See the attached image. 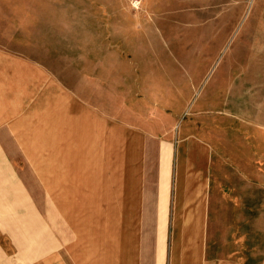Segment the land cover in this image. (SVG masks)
Returning a JSON list of instances; mask_svg holds the SVG:
<instances>
[{
    "label": "rangeland",
    "instance_id": "obj_1",
    "mask_svg": "<svg viewBox=\"0 0 264 264\" xmlns=\"http://www.w3.org/2000/svg\"><path fill=\"white\" fill-rule=\"evenodd\" d=\"M0 52L40 72L80 114L116 127L124 185L142 180L141 205L153 203L154 190L157 203L164 166L165 226L147 230L157 212L141 208L134 264H154L157 248L164 264H174L175 225H192L194 216L181 207L192 204L183 189L176 197L175 183L178 175L193 177L195 165L177 168L201 151L203 201L220 242L208 251L236 264H264V0H0ZM83 124L54 103L14 134L0 132V192L3 181L19 183L43 226L41 237L28 238L0 203V264H73L68 242L72 256L85 214L57 211L35 167H67L72 147L88 140ZM30 189L41 194V206ZM127 192L124 204L138 205ZM92 247L79 262L75 240L74 264H98L88 260L97 253ZM180 259L175 264H194L190 255Z\"/></svg>",
    "mask_w": 264,
    "mask_h": 264
},
{
    "label": "crops",
    "instance_id": "obj_2",
    "mask_svg": "<svg viewBox=\"0 0 264 264\" xmlns=\"http://www.w3.org/2000/svg\"><path fill=\"white\" fill-rule=\"evenodd\" d=\"M54 103L62 104L69 118L72 117L84 123L85 135L88 140L87 142H78L72 147L75 156L67 162V167H61L62 170L58 171L54 168L55 162H44V169L41 166L40 169L38 166L35 167V176L41 183V191L46 197H52L50 200L56 204L57 211L85 214L78 227L80 237L74 238L77 240V261L85 263L87 261L86 253L93 246L92 249L97 253L94 258L88 259L91 260V263L92 260H97L98 264H107L109 260L110 264H134L137 255L135 248L136 229H138L137 215L141 208L146 213L157 212L155 220L151 219L147 222L145 227L147 230H153L155 225L157 229H164L165 226L164 216L168 188L167 172L164 166L159 174L161 184L158 187L157 203H154L153 185V203L141 205L136 187L140 183L142 184V180L140 181L136 176L135 182L133 183L131 179L132 184L130 183L128 186L127 178L124 185L122 172L125 162L121 156L122 144L116 134V127L104 123L92 114H80L79 109H73V102L68 96L63 95L59 88L54 87L50 81L45 82L40 72L25 61L0 52L1 133L14 134L28 116L44 111L46 106ZM13 137L18 144L15 135ZM128 148L132 158L136 154L135 147L129 146ZM186 159L179 162L177 171L180 173L185 165L194 164V176L183 180L178 175L175 194L176 197H181L180 190L183 189L182 191L187 192L185 197L188 196V199H185V202L192 205L181 207L194 213V216L192 225L189 222L187 224L177 221L175 238L171 244V260L175 264L182 256L184 259L190 255L194 264H236L226 256H221L217 251L215 253L208 251L209 244L218 245L220 242L217 235L213 236L214 229H217L216 222H208L209 208L203 201L205 155L201 151L193 153ZM1 184L4 186L3 191L0 192L1 205L12 210L11 214L15 216L14 219L20 220L27 237L30 233L35 239L41 237L38 230L43 227L42 223L36 217V210L28 202L23 188L19 183L14 185L15 183L7 184L3 181ZM126 189L128 192H132H127L128 195L137 197L138 205L124 204L123 198ZM30 190L34 198L33 204L41 206V200H39L41 194L36 189ZM26 214L30 217L24 220ZM16 221L19 223L18 220ZM86 221H92L91 224H93L90 226L93 229L88 238L86 236ZM189 227H192L193 233L189 231ZM247 229L249 230V227ZM209 231L211 235H209ZM20 232L22 233V231ZM75 240L73 241L72 256L71 241L68 242V257L70 261L73 257V264L76 259ZM159 245L160 243L157 242V246ZM108 246L111 254H108ZM150 246L148 241L147 248ZM157 249L154 264H164V252L162 249Z\"/></svg>",
    "mask_w": 264,
    "mask_h": 264
}]
</instances>
